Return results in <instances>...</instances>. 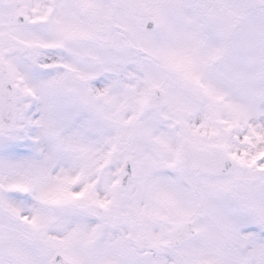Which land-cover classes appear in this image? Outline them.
I'll use <instances>...</instances> for the list:
<instances>
[{"label": "snow or ice", "instance_id": "1", "mask_svg": "<svg viewBox=\"0 0 264 264\" xmlns=\"http://www.w3.org/2000/svg\"><path fill=\"white\" fill-rule=\"evenodd\" d=\"M0 264H264V0H0Z\"/></svg>", "mask_w": 264, "mask_h": 264}]
</instances>
